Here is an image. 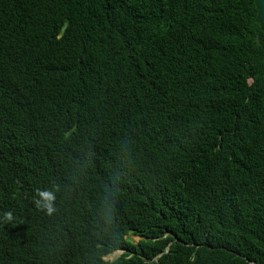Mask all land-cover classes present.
Listing matches in <instances>:
<instances>
[{"label":"trees","instance_id":"trees-1","mask_svg":"<svg viewBox=\"0 0 264 264\" xmlns=\"http://www.w3.org/2000/svg\"><path fill=\"white\" fill-rule=\"evenodd\" d=\"M0 264H264L257 0H0Z\"/></svg>","mask_w":264,"mask_h":264},{"label":"clouds","instance_id":"clouds-1","mask_svg":"<svg viewBox=\"0 0 264 264\" xmlns=\"http://www.w3.org/2000/svg\"><path fill=\"white\" fill-rule=\"evenodd\" d=\"M76 92H77V94H78V91H76ZM78 96H79V94H78ZM44 196H45V198H46L47 200H49V201L55 199L54 195H52L51 193H45ZM46 208H47L48 214L51 215L52 212L54 211V208L52 207V205H51L50 202L46 205ZM13 230H14V232H15V240H14V242H13V248H18V247H19V244L21 243V240H20V236H21V234H20V232H19L17 229H15L14 227H13ZM135 237H136V236H135ZM117 251H121L122 254L125 253V251H124L123 249H118V250H116V251L114 252V254H116ZM122 254H120V255L117 256L116 258L120 257ZM116 258H115V259H116ZM107 259H108V258H107ZM113 260H114V259H113Z\"/></svg>","mask_w":264,"mask_h":264},{"label":"water","instance_id":"water-1","mask_svg":"<svg viewBox=\"0 0 264 264\" xmlns=\"http://www.w3.org/2000/svg\"><path fill=\"white\" fill-rule=\"evenodd\" d=\"M257 3L260 10V18H261L262 26L264 28V0H257Z\"/></svg>","mask_w":264,"mask_h":264},{"label":"rangeland","instance_id":"rangeland-1","mask_svg":"<svg viewBox=\"0 0 264 264\" xmlns=\"http://www.w3.org/2000/svg\"><path fill=\"white\" fill-rule=\"evenodd\" d=\"M130 237H131V239L133 240L134 243H136V242L139 240L138 237H135V236H133V235H131ZM120 254H122V252H121V251H117L116 254L113 253L111 256L108 257V259H109V260H113V259H115L117 256H119Z\"/></svg>","mask_w":264,"mask_h":264}]
</instances>
